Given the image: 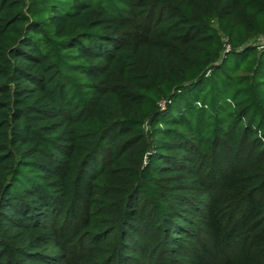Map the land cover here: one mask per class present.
<instances>
[{"label": "trees", "instance_id": "trees-1", "mask_svg": "<svg viewBox=\"0 0 264 264\" xmlns=\"http://www.w3.org/2000/svg\"><path fill=\"white\" fill-rule=\"evenodd\" d=\"M264 0H0V264H264Z\"/></svg>", "mask_w": 264, "mask_h": 264}, {"label": "rangeland", "instance_id": "rangeland-1", "mask_svg": "<svg viewBox=\"0 0 264 264\" xmlns=\"http://www.w3.org/2000/svg\"><path fill=\"white\" fill-rule=\"evenodd\" d=\"M254 44L264 46V38L253 41Z\"/></svg>", "mask_w": 264, "mask_h": 264}]
</instances>
